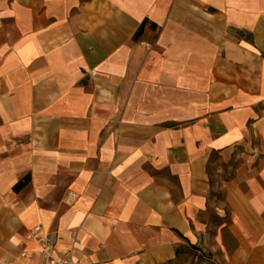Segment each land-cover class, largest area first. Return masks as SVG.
<instances>
[{"label": "crops", "instance_id": "0c3cea01", "mask_svg": "<svg viewBox=\"0 0 264 264\" xmlns=\"http://www.w3.org/2000/svg\"><path fill=\"white\" fill-rule=\"evenodd\" d=\"M36 224L92 264H264V0H0V264H46Z\"/></svg>", "mask_w": 264, "mask_h": 264}, {"label": "built area", "instance_id": "2783aa9c", "mask_svg": "<svg viewBox=\"0 0 264 264\" xmlns=\"http://www.w3.org/2000/svg\"><path fill=\"white\" fill-rule=\"evenodd\" d=\"M25 246L21 249L19 256L27 255V244L36 242L39 245V252L46 264H92L88 260H79L71 257L69 254L57 255L55 252V241L41 224L34 225L24 235Z\"/></svg>", "mask_w": 264, "mask_h": 264}, {"label": "rangeland", "instance_id": "374dc122", "mask_svg": "<svg viewBox=\"0 0 264 264\" xmlns=\"http://www.w3.org/2000/svg\"><path fill=\"white\" fill-rule=\"evenodd\" d=\"M219 169L221 170L223 177L229 171V169L223 164L220 165ZM214 195L220 199L224 198L223 194L217 191L214 192ZM210 215V220L215 222L216 219L214 218L215 216L213 213ZM208 255L209 254H205L200 250L193 249L189 244H184L180 247V253L164 264H216L210 260V256Z\"/></svg>", "mask_w": 264, "mask_h": 264}, {"label": "trees", "instance_id": "16d2710c", "mask_svg": "<svg viewBox=\"0 0 264 264\" xmlns=\"http://www.w3.org/2000/svg\"><path fill=\"white\" fill-rule=\"evenodd\" d=\"M148 23V26L152 27L153 29L156 28V24L153 23V22H148L147 19H144L141 24L139 25V27L137 28L136 32L134 33L133 35V40H137L143 33L144 29H145V26L147 25ZM30 180V175L29 174H26L21 180H19L14 186H13V189L15 191H18L19 189H21L22 187H24ZM193 249H197L199 250L198 247H196L195 245L193 244H189ZM181 247V246H180ZM180 247H178L176 249V252H175V255L179 254L180 253Z\"/></svg>", "mask_w": 264, "mask_h": 264}]
</instances>
